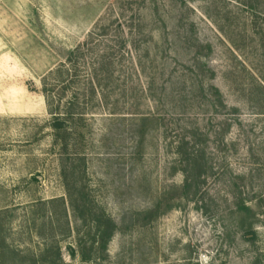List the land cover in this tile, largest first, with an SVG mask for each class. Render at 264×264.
<instances>
[{
    "label": "rangeland",
    "instance_id": "1",
    "mask_svg": "<svg viewBox=\"0 0 264 264\" xmlns=\"http://www.w3.org/2000/svg\"><path fill=\"white\" fill-rule=\"evenodd\" d=\"M120 1L142 8L147 38L113 57L96 96L81 97L84 115L71 123L63 156L44 80L117 22ZM143 1L0 0V264H27L52 245L70 264H264V92L255 89L264 0H251L255 14L250 0H156V15ZM135 12H127L133 25ZM183 141L200 166L188 193ZM74 154L119 228L104 257L88 263L92 231L75 217L62 178ZM171 194L175 209L143 225Z\"/></svg>",
    "mask_w": 264,
    "mask_h": 264
},
{
    "label": "trees",
    "instance_id": "2",
    "mask_svg": "<svg viewBox=\"0 0 264 264\" xmlns=\"http://www.w3.org/2000/svg\"><path fill=\"white\" fill-rule=\"evenodd\" d=\"M145 8L147 5L153 6L156 15V0L143 1ZM148 3V4H147ZM137 5V4H136ZM133 2H119V8L122 12L117 22L103 26L99 34L90 35L87 42L72 51L67 59V63L61 68L51 72L44 80L42 95L45 96L51 115L54 116L51 127L55 131V143H59L62 149V155L69 156L70 152V139H71V123L75 121L76 117L84 115V105L81 106V97L87 93L92 97L97 95L98 88L103 83L104 79H110L111 66H113V59L120 55L122 58L124 54H130L133 50H138L140 47V39L147 38V32L144 29V21L140 14L135 11H140L142 8L134 10L136 6ZM250 9L253 13H257V7L253 5L250 0ZM133 11L138 16L134 19V25L128 22L127 12ZM264 19V14L259 15ZM123 21V22H122ZM118 23V31L116 36L119 37L118 41L112 46L110 40L114 32V25ZM137 25V26H136ZM95 36V37H93ZM264 45V37H263ZM115 49H117L115 51ZM114 57V58H113ZM108 76H104L105 74ZM108 77V78H107ZM53 81H55L53 83ZM259 84L255 87L256 90L264 92V67L259 71ZM214 97L220 98L218 90L211 89ZM260 93V94H261ZM254 94V93H253ZM259 94V93H257ZM220 105L224 106L220 100ZM82 107V108H81ZM195 138V137H194ZM194 138L191 144L195 145ZM190 144L182 142L181 147L177 154L182 160V163L187 162V169L183 170L187 175V179L182 191L188 193L190 191L191 182L189 173H199L200 166L198 158L190 153ZM74 162L70 164V168L63 164L62 178L66 186L68 196V203L71 207L75 217L83 224L84 227L91 230L89 242L85 244L82 251L83 262L88 263L91 261L92 255L104 254L108 251L109 244L113 240L116 233L119 231L117 224L107 214L105 209L96 202L88 186L85 183L86 179V160L79 154L73 155ZM185 161V162H184ZM190 171V172H189ZM197 175V174H196ZM199 175V174H198ZM187 195V194H186ZM237 198L235 204L236 208L245 207V203ZM56 200L51 202L54 204ZM175 198L172 194L163 199L155 209L144 214L143 225H148L157 220L164 213L170 212L175 209ZM62 204L65 205L64 199ZM259 207L262 206V201L259 200ZM88 247V248H87ZM88 251V253H87ZM69 256L72 261L76 260L77 252L69 250ZM27 264H70L63 258L62 249L59 246L52 245L47 247L39 256L28 258Z\"/></svg>",
    "mask_w": 264,
    "mask_h": 264
}]
</instances>
